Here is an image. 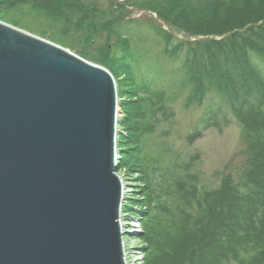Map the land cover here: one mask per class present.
Instances as JSON below:
<instances>
[{
  "label": "water",
  "instance_id": "obj_1",
  "mask_svg": "<svg viewBox=\"0 0 264 264\" xmlns=\"http://www.w3.org/2000/svg\"><path fill=\"white\" fill-rule=\"evenodd\" d=\"M112 75L0 22V264H125Z\"/></svg>",
  "mask_w": 264,
  "mask_h": 264
},
{
  "label": "rangeland",
  "instance_id": "obj_2",
  "mask_svg": "<svg viewBox=\"0 0 264 264\" xmlns=\"http://www.w3.org/2000/svg\"><path fill=\"white\" fill-rule=\"evenodd\" d=\"M48 1L0 0V22L69 50L112 75L117 94L116 174L125 189L120 219L124 263L148 264L149 241L163 225L160 210L173 212L179 204L173 183L162 178L196 175L202 200L222 182L240 181L250 165L241 123L233 107L223 103L226 94L213 84L203 86L208 92L200 99L205 90L195 87L193 73L185 68L187 55H195L190 54L195 43L220 39L191 37L169 27L156 13L142 8H152V0H141L140 7L132 0H69L55 16L58 22L48 18L43 8ZM161 30L173 37V43L167 42ZM159 99L162 109L152 104ZM212 108L222 112L221 125L203 130L201 120ZM197 129L201 134L191 139ZM136 150L141 164L155 178L150 190L136 167L123 165V159ZM149 193L154 199L151 207L146 206Z\"/></svg>",
  "mask_w": 264,
  "mask_h": 264
},
{
  "label": "trees",
  "instance_id": "obj_3",
  "mask_svg": "<svg viewBox=\"0 0 264 264\" xmlns=\"http://www.w3.org/2000/svg\"><path fill=\"white\" fill-rule=\"evenodd\" d=\"M217 1L152 0V8H142L191 37L220 39L195 43L190 52L195 55H187L185 68L188 74L193 73L196 88L217 84L216 89L226 94L227 101L223 103L233 107V114L241 123L250 165L240 181L228 179L202 200L196 175L168 174L162 178L173 183L179 204L173 212L168 208L165 212L160 210L163 225L149 241L152 248L148 264H264V0ZM68 2L51 0L43 8L49 13L48 18L58 22L55 16ZM131 2L141 6V0ZM77 10L84 12L82 8ZM161 33L173 43L168 32ZM254 55L261 60L256 62ZM203 89L200 99L208 92ZM161 99L159 103L152 100V104L162 109ZM221 113L220 109H210L201 120L203 130L220 126ZM201 132L197 129L190 138ZM123 165L136 167L150 190L155 178L141 164L138 150L123 159ZM152 203L149 193L146 206L151 207Z\"/></svg>",
  "mask_w": 264,
  "mask_h": 264
},
{
  "label": "bare ground",
  "instance_id": "obj_4",
  "mask_svg": "<svg viewBox=\"0 0 264 264\" xmlns=\"http://www.w3.org/2000/svg\"><path fill=\"white\" fill-rule=\"evenodd\" d=\"M4 24V23H3ZM5 25H7V24H5ZM14 28V27H13ZM75 55V54H74ZM78 57V56H77ZM116 144H117V140L115 139V155H116V158H115V160L117 161L118 160V157H117V149H116ZM117 165H118V163H117ZM115 174H116V172H115ZM117 175V174H116ZM124 191H125V189H124V187H123V198H124ZM124 201V200H123ZM123 204V203H122ZM121 207H122V205H121ZM120 219H121V211H120V214H119V223H120ZM123 228L124 227H122V224H120V229H121V235L123 236L124 235V230H123ZM122 243H123V240H122ZM123 258L125 259V254L123 253Z\"/></svg>",
  "mask_w": 264,
  "mask_h": 264
}]
</instances>
